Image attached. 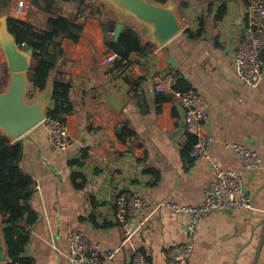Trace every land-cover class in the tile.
Returning <instances> with one entry per match:
<instances>
[{
	"label": "crops",
	"instance_id": "obj_1",
	"mask_svg": "<svg viewBox=\"0 0 264 264\" xmlns=\"http://www.w3.org/2000/svg\"><path fill=\"white\" fill-rule=\"evenodd\" d=\"M20 0H0V19L13 18ZM22 20L44 29L48 14L29 0ZM183 30L159 47L132 53L119 68L105 65L109 55L106 39L111 22L139 27L115 15L87 16L77 42L63 40L64 57L50 74L44 91H32L28 71L27 101L51 92L55 79L70 84L74 109L64 117L72 146L53 150L41 125L12 141L19 145V170L32 182L31 224L22 222L29 234L23 256L31 264H69V236L80 232L102 251L117 250L110 264H129L135 249L150 264H264V54L262 77L255 86L238 81L233 54L241 39L246 5L242 0H172ZM225 12L218 21L219 6ZM58 11L74 15L76 5L58 4ZM33 12V17L30 13ZM112 14V13H111ZM84 15V16H85ZM101 23L106 24L102 29ZM201 30L199 36H190ZM114 37V36H113ZM24 52L30 50L23 49ZM31 63V62H30ZM182 80L205 99L209 121L206 131L214 143L207 158L191 159L188 149L195 138L186 131L183 111L172 91L156 93L154 88L167 75ZM10 73L0 47V77ZM107 94L126 101L122 110L108 104ZM165 96V101L156 98ZM52 105L49 97L46 108ZM127 124L134 137L120 142L116 130ZM233 145L254 151L261 160L258 169H244ZM84 157L81 166L70 162ZM239 175L252 211H219L207 215L196 229L192 255L175 262L167 249L186 239L185 215L158 204L195 206L203 200L204 188L213 180V165ZM147 171H155L156 174ZM85 178L76 188L72 173ZM79 183V181H77ZM137 191L146 199L147 222L130 243L122 246L123 231L116 224L115 198ZM4 216L0 214V243ZM8 261L0 264H8Z\"/></svg>",
	"mask_w": 264,
	"mask_h": 264
},
{
	"label": "built area",
	"instance_id": "obj_2",
	"mask_svg": "<svg viewBox=\"0 0 264 264\" xmlns=\"http://www.w3.org/2000/svg\"><path fill=\"white\" fill-rule=\"evenodd\" d=\"M28 6L23 0L16 3L12 16L22 20ZM24 21V20H22ZM113 35V33H111ZM264 54V0H250L245 8V22L241 39L233 54V63L239 82L255 86L262 77ZM117 59L109 53L104 59L105 65H111ZM173 73L167 74L154 88L156 93L172 91L179 107L183 111L186 131L195 138L188 156L191 159L207 158L209 149L214 143L212 136L206 131L209 114L202 95L188 87L185 90H175ZM44 129L50 147L53 150L64 151L72 146L67 126L63 120L48 116L40 122ZM238 161L246 170H256L261 165L260 157L252 150L240 145H233ZM213 180L203 190V200L195 206H185L176 203L158 204L175 213L188 218L186 224V239L167 249V257L171 261L187 260L193 252L194 235L201 221L209 214L219 211H252L253 203L244 190L242 178L230 170H224L213 165ZM116 224L123 231L122 246L127 245L147 222L148 205L146 199L137 191H127L119 194L114 200ZM117 250L102 251L97 243L90 242L80 232L69 236V264H110ZM9 264H18L10 263ZM129 264H150L145 254L137 249L132 251Z\"/></svg>",
	"mask_w": 264,
	"mask_h": 264
},
{
	"label": "trees",
	"instance_id": "obj_3",
	"mask_svg": "<svg viewBox=\"0 0 264 264\" xmlns=\"http://www.w3.org/2000/svg\"><path fill=\"white\" fill-rule=\"evenodd\" d=\"M31 4L41 12L48 14L45 28L40 29L31 25L28 21L14 18L7 19V28L13 36L19 49L31 51V77L32 91L29 99L33 97L35 90L42 92L47 86V81L52 71H57L64 51L61 48L63 40L77 42L81 36L84 20L87 16L100 15L105 8L96 0H29ZM168 0H154V2L164 5ZM248 4L250 0H242ZM58 4L76 5L74 15H65L58 11ZM225 5L219 6L214 20L218 21L225 12ZM87 14V16L85 15ZM85 15V16H84ZM118 22L108 24V30L115 32ZM102 29H106V24L101 23ZM201 30L190 33V36H199ZM105 46L108 51L115 54L113 68H119L121 63L127 61L132 53L142 54L148 49L154 48L149 42H143L139 32L131 25H123L117 39L113 36L106 39ZM6 75L0 77V93L4 90ZM189 86H184L182 80H176L173 88L175 90H185ZM70 84L55 79L51 89V107L47 109V115L63 120L64 117L73 112L74 106L70 100ZM167 97L160 96L156 102L165 101ZM134 132L127 124H121L116 130V137L120 142H126L134 137ZM192 146V145H191ZM188 149V153H189ZM20 159L19 145H11L6 137L0 132V214L4 216L3 237L8 252L10 263L31 264L30 260L23 256L25 247L29 241V234L21 224H31L35 220L29 203L32 197V182L21 173L18 167ZM84 157L70 162V166H81ZM156 174L155 171H147ZM72 179L76 188H82L85 178L77 172L72 173ZM79 181V183H77ZM9 264V263H8Z\"/></svg>",
	"mask_w": 264,
	"mask_h": 264
},
{
	"label": "water",
	"instance_id": "obj_4",
	"mask_svg": "<svg viewBox=\"0 0 264 264\" xmlns=\"http://www.w3.org/2000/svg\"><path fill=\"white\" fill-rule=\"evenodd\" d=\"M108 5L121 18L127 19L139 27L147 42L155 47L162 46L183 30V23L177 15L176 3L168 0L164 5L154 0H99ZM122 23L115 29L116 40ZM0 47L6 58L10 80L4 92L0 93V132L8 140H16L40 124L47 113L46 102L51 92L27 101L28 78L31 68V51L19 49L7 28V18L0 19ZM52 89V88H51ZM108 104L114 110H122L126 101L107 94ZM0 243V262L9 259L7 249Z\"/></svg>",
	"mask_w": 264,
	"mask_h": 264
},
{
	"label": "rangeland",
	"instance_id": "obj_5",
	"mask_svg": "<svg viewBox=\"0 0 264 264\" xmlns=\"http://www.w3.org/2000/svg\"><path fill=\"white\" fill-rule=\"evenodd\" d=\"M96 1H97V3H100V5H104L105 6V8L102 10L103 16H107L109 14L110 15H115L114 12H113L114 10H112L108 5H106L105 3L100 2L99 0H96ZM33 15H34L33 12L30 13V16L33 17Z\"/></svg>",
	"mask_w": 264,
	"mask_h": 264
},
{
	"label": "bare ground",
	"instance_id": "obj_6",
	"mask_svg": "<svg viewBox=\"0 0 264 264\" xmlns=\"http://www.w3.org/2000/svg\"><path fill=\"white\" fill-rule=\"evenodd\" d=\"M113 33V36L115 35V32H112Z\"/></svg>",
	"mask_w": 264,
	"mask_h": 264
}]
</instances>
